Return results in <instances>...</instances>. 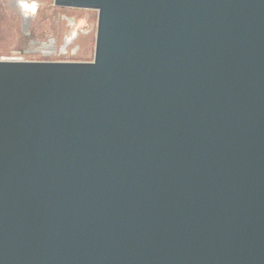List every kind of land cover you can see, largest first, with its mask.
<instances>
[{
	"label": "water",
	"instance_id": "obj_1",
	"mask_svg": "<svg viewBox=\"0 0 264 264\" xmlns=\"http://www.w3.org/2000/svg\"><path fill=\"white\" fill-rule=\"evenodd\" d=\"M54 6L94 61H0V264H264V0Z\"/></svg>",
	"mask_w": 264,
	"mask_h": 264
},
{
	"label": "rangeland",
	"instance_id": "obj_2",
	"mask_svg": "<svg viewBox=\"0 0 264 264\" xmlns=\"http://www.w3.org/2000/svg\"><path fill=\"white\" fill-rule=\"evenodd\" d=\"M37 2L38 11L25 17L19 4ZM98 11L54 6V0H0V57L33 62L94 61ZM37 45L27 44L24 31Z\"/></svg>",
	"mask_w": 264,
	"mask_h": 264
},
{
	"label": "built area",
	"instance_id": "obj_3",
	"mask_svg": "<svg viewBox=\"0 0 264 264\" xmlns=\"http://www.w3.org/2000/svg\"><path fill=\"white\" fill-rule=\"evenodd\" d=\"M22 3L21 2L19 4V6L21 7L22 9V12L24 13V16L25 17H30L32 16L33 14L37 13L38 11V3L37 2H27L28 4L31 5V9H27L24 11L23 7H22ZM0 61H27L25 59H23L22 57H14V56H1L0 57Z\"/></svg>",
	"mask_w": 264,
	"mask_h": 264
},
{
	"label": "flooded vegetation",
	"instance_id": "obj_4",
	"mask_svg": "<svg viewBox=\"0 0 264 264\" xmlns=\"http://www.w3.org/2000/svg\"><path fill=\"white\" fill-rule=\"evenodd\" d=\"M25 35H26V41H28L27 44H30L31 46L37 45V42H35V41L33 42L31 40L32 39V35L31 34H29L27 31H25Z\"/></svg>",
	"mask_w": 264,
	"mask_h": 264
},
{
	"label": "bare ground",
	"instance_id": "obj_5",
	"mask_svg": "<svg viewBox=\"0 0 264 264\" xmlns=\"http://www.w3.org/2000/svg\"><path fill=\"white\" fill-rule=\"evenodd\" d=\"M22 7H23L24 11L27 10V9L28 10L31 9V5L28 4L26 1H23Z\"/></svg>",
	"mask_w": 264,
	"mask_h": 264
}]
</instances>
